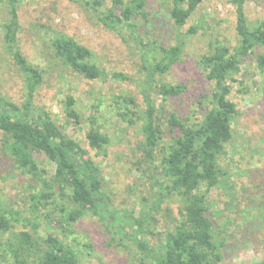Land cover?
<instances>
[{
	"label": "rangeland",
	"instance_id": "obj_1",
	"mask_svg": "<svg viewBox=\"0 0 264 264\" xmlns=\"http://www.w3.org/2000/svg\"><path fill=\"white\" fill-rule=\"evenodd\" d=\"M7 3L8 0H0V95L22 104L27 98L24 77L7 53L3 37ZM170 4L171 0H149L147 20L138 19L145 40H157L167 46L184 45L180 60L164 74H155L152 83H147L138 45L130 39L126 42L107 28L93 11L72 0H19L18 3L20 48L29 62L45 71L33 105L49 111L57 124L99 163L110 208L136 216L145 203L152 204L153 200L148 181L140 177L134 164L141 157L137 147L143 138L142 120L134 124L124 121L117 113L119 106L124 105L114 100L121 95L132 96L142 111L149 94L159 108L162 106L163 119L176 111L194 122L205 111L214 89L213 81L199 64L200 58L217 42L231 46L237 43L235 7L229 0H202L181 28L171 18ZM246 12L250 25L264 19V0H248ZM193 26L197 31L189 33ZM46 30L69 35L90 48L94 60L110 77L87 79L63 65L46 39L49 35ZM256 55L249 54L242 60L241 71L236 76L238 81L231 82L229 98L236 103L239 114L233 121V138L226 144V154L220 157L226 173L208 194L214 234L224 243L221 264H246L264 259V71L257 67ZM114 72L124 73L130 79L114 78L111 75ZM161 83L183 84L186 90L179 97L163 99L156 93ZM69 96L76 100L79 122L67 114ZM97 127L110 137L105 155H96L88 140V132ZM163 127L167 129L168 125L165 123ZM1 138L0 132V145ZM37 156L42 166L52 173L53 162L44 155ZM31 183L27 172L0 150V207L17 210L21 216L38 222V232L43 237L52 234L71 244L82 264L137 263L130 250L111 240L98 216L87 214L69 224L57 222L60 205L67 200L65 196L45 206L39 204L36 218L31 210L35 192ZM179 205L174 197L163 202L154 212L155 217L147 220V231L141 236L156 243L159 234L173 230ZM49 213L53 215L52 222L47 221ZM32 228L31 223L22 219L13 231ZM9 235L12 234L3 237ZM123 242L133 249L129 240Z\"/></svg>",
	"mask_w": 264,
	"mask_h": 264
},
{
	"label": "trees",
	"instance_id": "obj_2",
	"mask_svg": "<svg viewBox=\"0 0 264 264\" xmlns=\"http://www.w3.org/2000/svg\"><path fill=\"white\" fill-rule=\"evenodd\" d=\"M72 1L93 11L107 28L126 42L130 39L138 45L147 83H152L155 74H164L180 60L183 43L167 46L143 38L138 19L147 20L149 0H110V4L107 0ZM229 1L235 7L237 43L231 46L217 42L200 58V66L214 83L211 98L200 117L191 122L189 117L183 118L178 112L171 111L163 119L162 106L159 108L149 94H146V108L142 111L132 96L121 95L114 100V103L124 105L117 111L124 121L134 124L142 120L143 138L137 147L141 157L134 164L140 177L148 181L153 200L152 204L145 203L140 215L136 216L110 208V197L105 190L99 163L57 124L49 111L33 105L45 71L29 62L22 52L18 40L19 0H8V17L2 24L4 43L7 53L23 74L27 98L17 104L0 95V150L29 175L35 189L31 209L34 214L40 211L39 204L45 206L65 196L67 200L60 205L57 222L69 224L87 214L98 216L111 240L130 250L137 259L136 264L222 263L224 243L219 242L214 234L208 194L211 187L222 182L226 173L220 157L226 154V144L233 138V121L239 114L236 103L229 98L231 82L238 81L236 76L241 71L242 60L252 53L257 54V67L264 71V19L250 25L246 12L248 0ZM201 2L171 0L169 12L175 26L181 28L185 25ZM196 31L197 27L193 26L188 32ZM46 34H49L46 39L55 56L63 65L87 79L110 77L94 60L90 48L61 32L46 30ZM111 75L122 80L130 79L124 73ZM185 90L183 84L161 83L156 93L167 99L179 97ZM75 104L74 97L69 96L66 110L69 117L79 122L80 114ZM165 123L167 129L163 127ZM87 136L96 155L107 154L110 137L106 133L97 127L92 128ZM37 154L53 162L52 173L42 166ZM172 197L180 202L174 229L159 234L156 243L148 242L141 236L147 231V220L155 217L154 212ZM20 214L17 210L0 207V264H82L71 244L52 234L43 237L38 232V222ZM52 217L49 213L47 221L50 222ZM22 219L33 225L32 230L13 231L15 224ZM7 233L12 235L3 237ZM125 240L132 243V250L123 242ZM246 264H264V259Z\"/></svg>",
	"mask_w": 264,
	"mask_h": 264
}]
</instances>
